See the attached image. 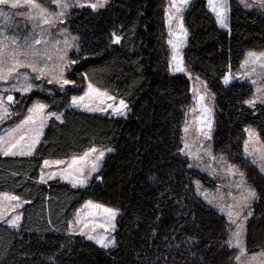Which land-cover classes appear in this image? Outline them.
<instances>
[{"label": "trees", "instance_id": "16d2710c", "mask_svg": "<svg viewBox=\"0 0 264 264\" xmlns=\"http://www.w3.org/2000/svg\"><path fill=\"white\" fill-rule=\"evenodd\" d=\"M52 8L50 0H36ZM166 0H112L92 12L72 11L70 31L79 39L71 90L50 86L16 104L12 121L32 102L62 112L50 119L31 157H0V193L24 203L19 227L0 222V264H236L226 245L229 223L196 194L194 183L210 187L207 176L188 168L182 156V127L192 103L184 75L172 74L167 43ZM188 32L184 61L214 95L212 151L238 167L256 191L245 229L247 254L264 253V176L245 158V128L258 130L264 145V105L248 109L252 89L223 86L246 53L264 51V15L229 4V27L218 29L205 0H192L183 15ZM116 36L119 43H114ZM86 57V58H84ZM69 75V73H67ZM124 100L126 119L69 108L86 84ZM15 99H21L16 94ZM110 148L97 177L86 188L52 180L40 183L43 160L70 159L90 148ZM119 211L116 244L104 249L67 224L86 203ZM51 220V224H49Z\"/></svg>", "mask_w": 264, "mask_h": 264}, {"label": "snow or ice", "instance_id": "6c2138e0", "mask_svg": "<svg viewBox=\"0 0 264 264\" xmlns=\"http://www.w3.org/2000/svg\"><path fill=\"white\" fill-rule=\"evenodd\" d=\"M246 9L258 11L260 14L264 15V0H238ZM50 3L55 5L58 11H49L48 7L43 6L40 3H36V0H0V17L10 19L12 13L9 10H19L21 8L29 9L26 13H21L26 15L30 20L33 21V33L32 35L23 39L20 42L17 38L13 37L11 40L7 38L0 39V80H11V87L4 89L5 92L9 93L6 97L0 95V123L5 120L10 119L11 115L16 113L10 112L9 105L11 104H23L26 99H28L27 94L31 93L34 88H38L41 91L44 88L41 85H37L34 81L46 82L48 85L58 86L60 92L70 91V86L76 85V80L70 73H72V66L79 63L80 57L70 58L68 53L70 50L75 49L76 53L81 52L79 40L76 37H71L70 34L61 33L63 35V40H57L56 44L57 52L59 55L56 57L58 63L55 65H49V61L52 59L49 54L47 45L49 44V37L51 36L48 28L42 25H47L51 27L56 21L62 22L63 19L69 14V9L73 8H90L92 10H98L104 8L107 4V0H97V2H90V0H50ZM190 0H179V4L173 3V7L176 10V15L183 11V9L188 6ZM209 6L216 15L217 22L221 27H227V13L229 11V0H209ZM170 17L169 23L171 19ZM180 32L186 35L183 26L182 17L180 18L179 24ZM173 33L170 32V35ZM114 43L120 42V37L116 36ZM169 44L172 45L174 49V55L172 59L176 61V71L184 72L185 68L180 62V48L183 44V40L180 36H177L175 41L169 40ZM86 58V57H84ZM249 64H259L261 69L260 72L256 73L255 68L252 72H245V75L251 76L253 73L264 82V53L257 55L254 52H249L246 55L244 62L241 64V68H247ZM31 69L32 73H35L34 78H30L28 73H22L19 69ZM69 73V75H66ZM198 79V77H197ZM224 83H229V76L224 77ZM253 84L256 80L252 81ZM12 92H19L21 94V99L17 100L11 94ZM258 95H255L251 99L243 100L242 103L248 105L250 108H255L257 102L264 105V88H257ZM113 101V103L105 104L104 100ZM205 96H198V103L200 111L207 117L212 116V111L210 108L206 107L204 104ZM86 101H90L86 102ZM97 102H99L97 104ZM49 107L48 104L43 103L39 100L32 102L31 107L27 109L28 115L24 117L19 123L15 124L14 127L7 129L4 136H0V155L5 157H31L34 155L37 145L40 143V138L43 135V130L46 127L48 119L55 118V120L63 123V113L51 111L44 115L45 109ZM70 107L81 108L85 111L96 112V111H107V109H112L114 115L125 116L127 105L124 100H120L118 104L115 103V97L110 96L108 93H102L98 88H94L91 83L88 84V91L84 95L72 96ZM208 127H211V121H207ZM25 129L27 132L25 133ZM187 131V129H185ZM248 134V140H245V152L249 155H253V163L260 164L261 172H264V152L257 153L254 150L249 149V143L257 137V133L254 129H245ZM19 136V139L16 137ZM210 138V136H209ZM187 147V145H185ZM111 152L112 149H107ZM98 153L92 161L90 167L87 171L83 167L76 168L77 158H73L71 163L67 164L64 169L59 172L49 171L47 173V178L45 177L44 168H51L53 165L49 160H43V166L41 169V174L39 177L40 183H47L48 180L55 179L58 175L61 179H66L68 183L71 184L72 188H86L93 178V174L99 172L101 168V161L105 156L104 150H98L95 147L90 148L84 153L81 160H86L91 154ZM64 161L57 160L55 165L64 164ZM192 167V165H189ZM229 171L233 172L232 167H229ZM242 176L243 173H240ZM100 179V177H96ZM199 186V181L196 182ZM198 191L202 189L198 188ZM257 193L255 190L248 188L245 190V194H242L239 202L227 206V217L229 222V238L226 241V245L229 248H237L240 250V255H237L235 259L237 261L241 260V256L244 254L245 249L241 243V235L244 231V221L253 215L252 211L248 210L245 214L246 209H250L251 202L256 200ZM205 199L207 195L205 194ZM24 203H29V201H23L21 203L20 197L16 195H5L0 198V221H6L7 225L13 229L19 227V222L22 218L20 214L12 216L10 219H6V214L9 209L15 211L16 209L23 206ZM211 204L212 201L208 200ZM93 207L96 209H101L104 214L106 223H101L100 228L104 230L103 234L92 235L85 229H89L90 225L81 218V212L76 213L75 219L69 221L67 224L69 233L76 232L80 236L86 237L89 241H95L101 248L108 249L114 247L116 244L115 238L110 235V232L115 230V218L118 215L116 209L103 207L102 205H93L89 201L85 208ZM239 209V211H235ZM221 211H224L222 208ZM91 215V213H89ZM51 224V220H49ZM78 226V227H75ZM234 226V230L232 227ZM92 231H95V226L92 227ZM264 256V253L261 254ZM252 260L255 257L251 258Z\"/></svg>", "mask_w": 264, "mask_h": 264}, {"label": "rangeland", "instance_id": "374dc122", "mask_svg": "<svg viewBox=\"0 0 264 264\" xmlns=\"http://www.w3.org/2000/svg\"><path fill=\"white\" fill-rule=\"evenodd\" d=\"M111 1L112 0H107L106 5H108ZM191 1L192 0H190V2ZM231 1H233V0H229V4ZM234 1L238 2V0H234ZM90 2H97V0H90ZM213 2H216V0H213ZM36 3H38V2L36 1ZM173 3L179 4V0H166V8H165V18H166V27H167V35H168L167 43H168L169 50H170L169 68H170V71L172 74L184 75L188 79L189 85H190V92H191V96H192V103H191L190 107L188 108V110L185 114V120H184V124L182 127V156L185 159H187L189 169L204 174L205 176H207V178L209 180L210 187H208V186H206L200 182H199V186H198L196 183L197 181L194 183V189H195V192L198 195V197L205 204H207L210 207H212L213 209H215V211L218 214L223 216L228 221L227 211H226L227 206L239 202L242 194H245V190L248 188H251V189H253V188L246 182L244 175H242V176L240 175V173H242V172L238 167L229 164L224 156L214 155V153L212 151V137H213V128H214V95H213L212 91L209 89L205 80L202 79L201 77H199L198 75L194 74L190 70V68L186 65V63L184 61V49H185L186 43H187L188 32H187L186 28L184 27L186 35L182 34L180 32V29H179V24H180V18L182 17V20H183L184 12L188 6H186L183 9V11L179 14V16H177L176 10L173 7ZM205 3H206V8H207L208 12L215 19L218 29L221 31L227 32L228 27H229V11L227 13V27H221L220 24L217 22L215 13L212 11L211 7L209 6V0H205ZM51 5H52V8H49V11H58V9L56 8L55 5H53V4H51ZM240 5L244 9H246L242 4H240ZM101 9L102 8L95 10V11L90 9V8H87V7L69 9V14L67 15V17L65 19H63L62 22L56 21L51 27H49L47 25H42L43 27L48 28V30L51 33V36L48 38L49 44L47 45L49 54L52 57V59L48 62L50 66L58 63L56 57L59 55V53L57 52L56 49L59 46L56 44V41L57 40H63L64 37L61 33H67V34H70L71 37L78 38L76 35H73L70 31V23H69L70 18L69 17H70V14L72 13V11L90 10L92 12H98ZM246 10H249V9H246ZM5 11H11L12 13H15V14L11 15L10 19L0 17V39L7 38V39L11 40L13 37H15L20 42H22L24 38L32 35V33H33V21L30 20L26 15L21 14V13H26L27 11H29V9H26V8H21L19 10L5 9ZM170 17H174V18H172L171 22L169 23ZM170 32L173 34L170 35ZM177 36H180V38L183 40V44L179 50V52H180L179 59H180V62L182 63V66L185 68L184 72L176 71V63L177 62L172 59V57L174 55V49H173L172 45L169 44V40L171 39V40L175 41L177 39ZM75 52H76L75 49L70 50L68 53L69 57H70V54L75 53ZM250 52H254L257 55H259L260 53H264V51H261V52L250 51ZM246 55H247V53H246ZM246 55H245L242 63L244 62ZM253 68H255L256 73L261 71L259 64H249L247 68H241V65H240V67L237 71L228 72L227 75L229 76V83L225 84L224 80H223V86H229L232 83L247 84L252 89V94H251L249 99L253 98L255 95H258L257 88H264V82H262L257 77V75L255 73H253L251 76L245 75V72H252ZM19 71L22 73H28L30 75V78H34L36 75L35 73L31 72V69L21 68V69H19ZM66 75H67V73H66ZM197 77H198V79H197ZM253 80H256L255 84L252 83ZM11 83H12L11 80H0V95H3L5 97V100H6V97L9 93L5 92L4 89L10 88ZM34 83L37 85H41L44 88L43 91H47L48 87H50V86H55V85H48V84H46V82L42 83V81H34ZM56 87H58V86H56ZM34 91H41V90L38 88H34L32 92H34ZM87 91H88V84H86L84 86L83 92L81 95H84ZM101 92L106 93L104 91H101ZM31 93H29L27 95H30ZM11 94L14 97L16 94L21 95L19 92H12ZM199 95L205 96L204 104L206 107L211 109V111L213 113L211 117H207L205 114H203L200 111V107H199V103H198V96ZM119 101L120 100L115 99L116 104H118ZM86 102L90 103V101H86ZM98 103L99 102H97V104ZM104 103L105 104L113 103V101L107 100L105 98ZM15 105L16 104L9 105L10 112H13V108ZM70 105H71V99L69 101V108L77 110L79 112L88 113V114H96V115H100V116H107V117H112V118H117V119H126L128 116V108L125 110L126 111L125 116H119V115H114L112 109H107V111H104V112H101V111L90 112V111H85L83 109V107L76 108V107H70ZM256 105H262V104L257 102ZM245 106L248 109H253V108H250L246 104H245ZM49 112L50 111L48 109H45L44 115L47 116V114ZM27 115H28V112L26 111L24 116L17 121H12V118H14V115H11L10 119H7L3 123H0V136H4L6 134L7 129L14 127L15 124L19 123ZM51 119H55V118L53 117ZM49 120L50 119L47 120V123ZM208 120L211 121V127L210 128L208 127V124H207ZM47 123H46V125H47ZM249 128L254 129L256 131V133L258 134L257 137L254 138L253 141H251L249 143V149L254 150L258 155L259 152H264V145L261 142L258 130L254 127H247L245 129H249ZM185 129H187V131H185ZM24 131L26 133L27 129H25ZM245 135H246V140H248L249 138H248V134L246 131H245ZM209 136H210V138H209ZM16 138L19 139V136H17ZM40 142H41V138H40ZM185 145H187V147H185ZM95 148H97V147H95ZM97 149L105 151V156H104L103 160L101 161V168H102L103 163L105 161V158L107 157V155L112 154L113 150L111 152H108L107 149H109V148H105V149L97 148ZM83 155L84 154H82L80 156L71 157L70 159L60 160V161H64L65 163L58 165V166L55 165V161H57L56 159H48L52 163L53 166L51 168H44L43 169L45 172V177L47 178V173L49 171L59 172L61 169H64L67 164L71 163L73 158H77V165L74 166V170L76 168L83 167L85 169V171H87L88 168L90 167L92 161L94 160L95 156L98 155V153H93L86 160H81L80 157H83ZM244 155H245V158H247L249 161L253 162V158H254L253 155H249L245 152V143H244ZM0 157H5V156L0 155ZM9 157H11V156H9ZM16 157H21V156H16ZM254 164L257 166L259 173L264 176V172H261V170H260V164L259 163H254ZM189 165H192V167H189ZM42 166H43V163H42ZM230 166L234 170L233 172L229 171ZM101 168H100V170H101ZM98 173L99 172L93 174V178L90 181V183H92L94 180L97 179L96 177H97ZM52 180H59L61 182L67 183L71 186V184L68 183V181L66 179H61L59 177V175L55 179H52ZM52 180H48V182L52 181ZM90 183H89V185H90ZM198 188L202 189V191H198ZM205 194L207 195V199H205ZM5 195L11 196V194H8V193H0V198H2ZM208 200H211L212 203L209 204ZM254 201L251 202V205L253 204ZM21 203H23V201H21ZM87 203L88 202H86L76 212V213L81 212V218L90 225L89 229H85V231L89 232V234H92V235L103 234L104 230L99 227V225L101 223H106L102 208L101 209H96L93 207L85 208V205ZM92 204L93 205H99V204H96L94 202H92ZM22 207L16 209L15 211H12L11 209H9L8 213L6 214V219H10L12 216L17 215V214L21 215ZM222 208L224 209V211H221ZM248 210H250V209L245 210V214ZM235 211H239V209H236ZM89 213H91V215H89ZM119 214L120 213L118 211V215L116 216L115 221H114L115 230L110 232V235L114 238H115V234L117 231V219H118ZM74 219H75V216H74L73 220ZM247 220L243 222L244 223V231L241 235V243H242L244 249H245V240H244L245 238L244 237H245V229H246ZM0 222L7 225L6 221H0ZM93 226H95V231H92ZM75 227H78V226H75ZM232 230H234V226L232 227ZM71 235H79V234L76 232H73V233H71ZM84 238H86V237H84ZM91 242L96 244L95 241H91ZM108 249H110V248H108ZM231 249L236 253V256L240 255L239 249H237V248H231ZM261 254L262 253L250 255V254H247V252L245 250L244 254L241 256V260L237 261L235 259V263L236 264H264V256H262ZM253 257H255L254 260L251 259Z\"/></svg>", "mask_w": 264, "mask_h": 264}]
</instances>
